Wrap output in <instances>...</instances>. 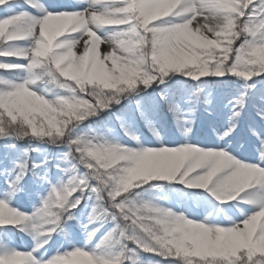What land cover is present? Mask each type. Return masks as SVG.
<instances>
[{
	"label": "snow or ice",
	"instance_id": "snow-or-ice-1",
	"mask_svg": "<svg viewBox=\"0 0 264 264\" xmlns=\"http://www.w3.org/2000/svg\"><path fill=\"white\" fill-rule=\"evenodd\" d=\"M0 264H264V0H0Z\"/></svg>",
	"mask_w": 264,
	"mask_h": 264
}]
</instances>
